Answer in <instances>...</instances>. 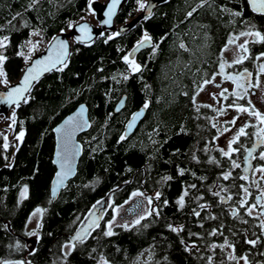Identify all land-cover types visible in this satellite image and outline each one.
Listing matches in <instances>:
<instances>
[{
	"label": "trees",
	"instance_id": "trees-1",
	"mask_svg": "<svg viewBox=\"0 0 264 264\" xmlns=\"http://www.w3.org/2000/svg\"><path fill=\"white\" fill-rule=\"evenodd\" d=\"M199 2L164 0L150 19L139 20L130 30L107 43L105 39L111 35L108 31L90 44L74 43L68 67L63 72L53 70L45 75L32 89L34 99L15 108V131L24 130L25 136L18 151L13 146L5 150L0 139V261L12 258L23 260L24 264H61V245L97 201L109 194L115 207L129 199L134 191L150 196L161 191V201L153 203L154 207L162 208L159 218L147 217L129 230L115 226L116 234L105 237V222L113 214L112 208H108L100 228L92 232V237L98 239L90 237L78 245L67 258V264H98L100 255L110 264H134L145 251L151 254L149 264H207L209 255L214 257L213 264H234L227 260V249L217 248L213 253L208 248L211 243H223L225 237L236 244L235 255L248 253L251 264L264 262V255H260L264 253V237L254 248L244 242L245 238H256L253 232L260 236L259 221L246 216L243 210L241 215L248 224L233 219L230 210L238 197L228 204H220L209 191L221 180L218 179L220 172L228 170L229 164L220 153L216 155L221 161L218 167L208 163L206 154L194 151L204 146L201 137L209 128L213 110L202 106L208 104L192 102L197 85L207 78L205 74L210 76L216 71L229 36L244 27V20L264 31V16L253 13L247 0H210L211 7L205 5L188 17L187 13ZM30 3L31 0H0V28L3 29L0 36L10 38L5 52L9 59L4 67L11 83L19 79L25 68L24 58L16 53L30 39L33 30L39 31L49 43L58 33L69 30L71 23L83 19L89 9V0H39L29 8ZM222 7L242 9L244 15L232 17L221 11ZM137 9L136 0H127L116 17L117 24L124 25L138 17ZM16 14L20 15L13 20ZM25 21L27 27L23 26ZM145 30L159 48L154 55L151 47L139 51L135 59L144 67L142 72L132 74L122 58ZM181 43L187 51L179 47ZM250 48L256 54L264 52L261 44H250ZM122 73L129 79L124 80ZM123 95L127 98L125 107L116 113L115 106ZM146 101L149 107L135 132L120 141L131 116ZM80 103L89 108L91 127L79 136L83 151L77 175L52 201L50 187L56 173L53 129ZM196 106H200L199 112ZM193 155L199 162L193 160ZM178 168L185 169L183 176L178 174ZM167 175L173 179L165 184L161 178ZM239 175L240 172H235L233 177ZM242 183L245 182L238 178L230 179L226 186L235 193L238 189L232 185ZM192 184L197 188L190 190L185 208L178 210L176 199L184 187ZM24 186L28 187L27 198L20 199ZM198 196H203L199 203L210 205L201 211L199 218L192 215V209L197 208L194 198ZM164 199L169 202L167 207L163 206ZM37 208L45 211L39 239L30 245L26 225ZM209 215H216L218 219H207ZM169 222L183 224L185 232L180 236L187 243L195 241L199 251H186L180 237L167 230ZM221 224L224 235H208ZM188 231L202 234L203 239L189 238Z\"/></svg>",
	"mask_w": 264,
	"mask_h": 264
},
{
	"label": "snow or ice",
	"instance_id": "snow-or-ice-1",
	"mask_svg": "<svg viewBox=\"0 0 264 264\" xmlns=\"http://www.w3.org/2000/svg\"><path fill=\"white\" fill-rule=\"evenodd\" d=\"M121 2V0H112L111 4L108 6V11L106 15L108 19L102 21V25H110L111 18L114 13V9ZM138 5V11H143L145 13L143 19L148 20L151 18L153 12L152 9L157 5L152 3L151 0L146 2V0H136ZM39 0H31L29 8L38 4ZM95 3V0H89V9L92 8V4ZM248 7L251 11L259 16H264V0H247ZM207 5L211 7L210 0H200L199 4L196 8H193L192 11L187 13L188 17H191L195 11L199 8H203ZM94 11V10H93ZM221 11L229 13L232 17H242L244 15L243 10H232L227 7H222ZM20 14H16L12 17L13 20L17 19ZM235 23V21H232ZM10 23V22H9ZM244 27L238 32L232 33L228 40L226 41L224 47L221 50V55L218 63V71L214 72L211 76H205L200 85H197V90L195 95L192 97V102L195 105L196 99L195 97L200 94V92L204 91L205 86L209 84H213L217 88H221L219 93H213L212 98L217 100L219 103L218 97H222L224 101H228L229 98H232V102L228 103L226 107L214 108L212 105H202L203 107L212 108L214 112H217L219 115H224L228 109H233L238 115L233 117L230 121H226L227 124L232 125V127L236 128V131L233 135L226 139V143L224 147H217L216 151L220 153V156L226 158L229 164L228 170L222 171L218 179H222L223 181H228L230 179L235 180L236 178L247 181L249 184L246 186L245 184L235 185L232 187L238 189L237 192L232 193L229 187H225L223 185H214L213 187H218V190L209 189L211 194L218 198L220 204H228L230 201L234 199V197H238L236 199L235 204L232 206L230 210V215L233 219H238L243 224H248L249 221L244 219L241 215V210L244 211V214L248 217H252L259 221L257 225L261 229L260 236H257L255 232L252 235L256 238H245L244 242L248 245H251L253 248L256 247L258 243L261 242V237H264V112H261L256 105L253 103L251 96L255 95V90H259L261 92V96L259 100L261 103H264V83L261 82L260 76L264 75V62L258 64V74L256 76L255 81H253V73L248 70V68H243L242 70H237L234 72H228L227 69H235L238 65H243L245 61L252 60L255 62H260L264 60V52H260L259 54L253 56L249 45L250 44H261L264 45V31H261L257 26L251 23L248 20L243 21ZM24 27H27V21L24 22ZM69 27H76L74 24H70ZM3 29L0 28V31ZM79 30L83 32L89 40L91 37V28L87 24L79 25ZM124 31L119 30L114 34L107 36L105 39V43L108 40L115 38L116 36L121 35V32ZM41 33L37 30H33L30 35L39 36ZM100 35H103L101 33ZM242 38H244L242 40ZM76 42L80 43L82 38L76 37ZM55 43L48 49V55L40 58L33 59V53L37 49L39 45V41L33 43L31 39H28L24 42V44L19 46V50L16 55L19 57H23L25 63L28 64V67L24 70V74L17 85H11L8 79V73L5 70V63L9 59V57L5 54L7 48L10 44L9 36L5 35L0 37V84H2L8 91L2 95H0V103H6L9 106H15V108H20L21 104H28L34 97L31 95L32 89L34 87V82H38L40 77H42L46 72H52L53 70L57 72H63L69 64L70 53L68 51L69 44L67 41L58 39L53 37ZM242 41V42H241ZM145 47H151L153 49V55L155 54V50L159 48L158 43L153 42L152 36L145 30L143 32L142 38L136 43L133 49L123 56V62L128 66V71L132 74L140 73L143 70L141 64L137 63L135 59V55L138 51ZM181 49L188 50L186 45L181 43L179 45ZM25 48L28 49L27 53L25 52ZM78 51V49H77ZM233 52V58L229 61L224 58L223 53L225 52ZM124 80L129 79L128 75L121 74ZM217 76H221L223 81L231 82L234 85L233 90H229L227 87H222L220 83L217 82ZM115 79V76L113 77ZM187 95V93H184ZM245 101V103L241 104L239 101ZM124 106V100L122 99L120 102V106L116 109V111H120V109ZM149 107V102H145L143 108L135 113L132 117V120L129 122L127 127L130 129L134 126L136 120L143 116L144 110ZM200 106H196V111L199 112ZM88 109L85 105H80L77 112L69 116L63 124L53 129V131L57 134V148L55 152V159L53 163L58 166V171L55 174V179L53 181V187L51 189V197L55 199L57 194L61 188H66V181L76 174V161L78 157L81 155L83 151V145L80 144L76 140V136L78 133L85 131L86 129L91 127V122L87 116ZM251 117L253 120H244L241 122L239 127H236L237 120L240 119V116ZM6 119L10 120L9 128L14 130V126L17 123V117L15 111L12 112L11 116L6 117ZM21 124L23 121L20 122ZM212 127H217L215 123L212 124ZM252 128L253 131L249 132L248 129ZM220 131V135H224V133L231 132L232 128L225 127L223 129H218ZM181 132H184L183 127H181ZM128 132H125L120 136V141H123L127 138ZM0 136H3L5 141L3 147L5 150L8 149V137L3 133H0ZM25 136V131L21 130L16 134V140L19 142L23 141ZM245 138L251 146H248V143L242 141L241 138ZM214 139L218 140L219 136L214 137ZM155 143V141H153ZM17 151L19 150V145L16 146ZM259 149V155H254L257 153ZM95 151V149H93ZM205 153H207L208 149H204ZM242 155V160L239 157ZM236 156L237 158H234ZM193 160L199 162L198 158L193 155ZM7 160L8 157L5 156ZM258 160L261 163L257 165H253L252 161ZM208 163L216 164L218 167L221 166V161L218 160L215 156L209 158ZM11 167V165H8ZM242 169L243 174L238 177H233V170ZM249 173H252L253 176L255 174H259L258 179H251L249 177ZM178 174L183 176L185 174V169L178 168ZM194 175V174H193ZM173 179L172 176L167 175L161 178L163 183H167ZM200 179H206V177H201ZM255 185L258 189L259 194L254 197L255 202L249 203L250 199H253V193L250 191V187ZM89 185H85L88 187ZM197 185L192 184L182 189L181 194L176 199L175 203L177 205L178 210H183L186 206V198L190 197V190L196 189ZM28 187L24 186L21 192L22 198H27ZM224 193L225 195H222ZM132 197L141 196L147 201L149 206L153 205L154 201H161L162 192L157 191L154 196H146L144 192L134 191L131 194ZM194 200L197 202V208L192 209V215L199 218L201 216V211L210 207V205L205 203H199L200 200H203V196L195 197ZM51 203V200L49 201ZM114 203V202H113ZM127 203V201H126ZM163 206H168V200L164 199L162 201ZM97 205H101L100 208ZM105 202L103 200H99L96 204L92 205V209H90L87 214L84 216V221H81L80 227L78 230L72 235L66 242L61 245V264H67V258L72 255L73 252L76 251L78 245H83L90 237H92V232L96 229L100 228V221L103 219L104 211L103 206ZM107 207L112 208L114 212V216L111 220L105 222V230L103 231V235L105 237H111L116 233L113 231V225L116 224V217L119 216L120 208L122 205H117L113 207V204H107ZM139 207V205H138ZM254 210H258L254 215ZM45 209L37 208L33 212V216L37 213L43 214ZM162 208L157 205L156 207H147L144 212L137 216V218L129 225L127 222L117 224V227H122L126 230H129L130 227H135L136 225H140L141 222L147 217L155 216L159 218L161 215ZM99 213V215H97ZM207 219L216 220L218 217L216 215H209ZM77 220H80V217H77ZM31 222V219L29 220ZM148 225H144L147 227ZM203 228V223L199 225ZM7 228V225H4ZM167 230L176 234L180 237V243L184 246L186 251L191 252L193 249L199 251V246L195 241L191 243H187L183 237L180 236L181 233L185 232V226L183 224L174 225L169 222L167 225ZM224 225L221 224L218 228L212 229L208 235L209 236H217L224 235L223 233ZM30 236H37L38 233L36 231L28 233ZM189 238L195 236L197 239H203L202 234L193 233L191 231L187 232ZM236 235V233H233ZM93 239H98V237H92ZM17 248L20 247L19 242H17ZM208 248L214 253L217 248L224 251L225 249H229L227 253V260L234 261L235 264H240V261H243L244 264H251L249 261V254L245 253L240 256L235 255L236 252V244L229 242L227 237H225L223 243H211L208 245ZM91 252H96V249H91ZM260 255H264V253H260ZM165 259H167L165 257ZM207 264H213L214 257L212 255L207 256ZM0 264H11V262L0 261ZM17 264H24L23 261L17 262ZM30 264V262H29ZM98 264H110V262L103 256L100 255ZM223 264V262H221ZM264 264V262H261Z\"/></svg>",
	"mask_w": 264,
	"mask_h": 264
},
{
	"label": "rangeland",
	"instance_id": "rangeland-1",
	"mask_svg": "<svg viewBox=\"0 0 264 264\" xmlns=\"http://www.w3.org/2000/svg\"><path fill=\"white\" fill-rule=\"evenodd\" d=\"M147 1L148 0H146V2ZM106 2H107V0H95V3L92 4V8L88 9L87 14L83 17V19H81L79 21H88L93 26L98 28L100 26V24L98 23V15H99V11H100L99 7H100V5H104ZM139 12H142V11H139ZM79 21L73 22L71 24H75V23H77ZM119 27H121V26L118 25L117 23H115V27L111 31H108V32L112 35V34H114L116 32V29L119 28ZM0 37H3V36H0ZM30 39L33 41V43L39 41V45H38L37 49L35 50V52L33 53V59H34L39 53L44 51V48L48 44V41H45L40 35L39 36L31 35ZM243 39L244 38H242V40ZM71 41H73V39H71ZM27 51H28V49L25 48V52L26 53H27ZM223 56L226 57L227 59L231 60L233 58V52L232 51L225 52V53H223ZM26 65H28V64L25 63V66ZM219 80L220 79L217 77V82H219ZM261 80L264 83V78H261ZM10 84H11V81H10ZM222 87H227V88H229L230 91L232 89V86H230L227 83L224 84ZM3 89H6V88L2 84H0V90H3ZM220 91H221V88H217L213 84H209V85L205 86L203 92H200V94L197 95L196 103L198 105L199 104L212 105L215 108L226 107L228 103L232 102V99H229L228 103H227V101H224L222 97H218V100H219V103H218L217 100H214L212 98V94L213 93H219ZM260 96H261V92L259 91L258 92V96L255 97L253 100L256 102V107L261 112H264V103H261L259 99L257 101V98H259ZM13 111H15V107H13L8 112H3L2 110H0V133H3L4 135H6L8 137L9 147L13 146L14 148H16V146L19 145L20 142L17 141L15 137H16V134L19 131H21V130L16 132L15 131V126H14V130L10 129L9 128V124L11 123V121L6 119V117L11 116ZM237 115L238 114L233 109H228L227 112L224 115H220V117L218 118L219 122L217 121L218 123L217 122H213V123H217L216 124L217 126L218 125H220V126L222 125L223 128H225V127L232 128L231 132L224 133V135H220V132H217V136H219V139L217 140V144H216L217 146L216 147H224L225 143H226V139L231 137L233 135V133L236 131L235 127H232V125H230V124L227 125L225 123H226V121H230L231 119H233V117H235ZM246 119L247 120H251L250 117H246V116L241 115L240 119L237 120L236 127H239L241 122H242V120L244 121ZM213 120H215V119H213ZM0 139L2 140L3 145H4L5 141L3 139V136H0ZM206 148L208 149V151H210V149L208 147H206ZM208 151H207V153H205L207 156L209 155ZM249 177H250V180L251 179H258L259 178V174L257 173V174H255V176H253V174L251 173V174H249ZM244 182H245L244 184L246 186L249 184V182H247V181H244ZM262 183H264V182H262ZM214 185H223V186L227 187L226 186L227 185L226 181H223L222 179L220 181H218L217 183H215ZM212 189L213 190H218V187H212ZM22 190H21V192H22ZM250 191L253 193V199H250L249 203H254V197L259 194V191L255 187V185H252L250 187ZM156 192L152 193L151 196H154ZM145 195L146 196H150V194H147V193H145ZM222 195H225V194L222 193ZM20 199H23L21 197V193H20ZM103 201H104V199H103ZM105 201H107L108 204L112 203V200L110 198H108ZM126 201H127V203H126ZM126 201L121 204L122 207L120 208L119 216L116 217V224L113 225V228L117 224H121V223H124V222H127L129 225H131L132 222L137 218V216L142 214L147 207H154L153 205L149 206L147 204V201L144 199V197H141V196H137V197L130 196V198L127 199ZM138 205H139V207H138ZM257 211L258 210H254V215L256 214ZM32 214L29 217L27 225H26V233L28 235V233L36 231L38 233V235L37 236L28 235L27 236V242H29L30 245L33 244L35 241H37L39 239L41 220H42V215H43V214L41 215V213H37L35 216H33ZM113 216H114V212L112 214L111 219L113 218ZM30 219H31V222H29ZM227 251H230V250L227 249ZM151 260H152L151 254L149 252L145 251L144 253H141L138 256V258L135 260L134 264H149V262H151ZM1 261H7V262H11V264H17V262H20V261H23V260L12 259V258H4ZM234 264H235V262H234ZM240 264H244V262L240 261Z\"/></svg>",
	"mask_w": 264,
	"mask_h": 264
},
{
	"label": "water",
	"instance_id": "water-1",
	"mask_svg": "<svg viewBox=\"0 0 264 264\" xmlns=\"http://www.w3.org/2000/svg\"><path fill=\"white\" fill-rule=\"evenodd\" d=\"M126 1L127 0H121V2L116 6V8L114 9V13H113V15H112V18H111V23H110V25H102V21L103 20H106V19H108V16L106 15V13H107V11H108V6L111 4V2H112V0H107V2L104 4V5H100V7H99V9H100V11H99V15H98V23L100 24V26L97 28V27H95V26H93L91 23H89L88 21H79V22H77V23H75L74 25H76V27H70V29L69 30H66V31H63V32H61V33H58L57 35H55L54 37H56V38H58V39H62V40H65V41H67L68 42V44H69V49H68V51H69V53H70V56H71V52H72V47H73V44L74 43H77L76 42V37H81L82 38V40H81V42L80 43H78V44H90V43H92V42H94L99 36H101L100 34L101 33H103L104 31L105 32H107V31H111L114 27H115V23H117L116 22V17H117V15L119 14V12H120V10H121V8L123 7V5L126 3ZM147 2H149V0L147 1ZM151 2L152 3H155L157 6L159 5V4H161L162 2H164V0H151ZM156 6V7H157ZM156 7H154L153 9H152V12L155 10V8ZM144 15H145V13L142 11V12H140L139 13V15H138V17H136L135 19H133L132 21H130L129 23H127V24H124V25H120L121 27H119V28H117L116 29V31H119V30H124V31H122L121 33H125V32H127L128 30H130L135 24H137L138 22H139V20H144L143 19V17H144ZM81 24H87V25H89L90 26V28H91V37H92V39L91 40H89L88 38H87V36L83 33V32H81L80 30H79V25H81ZM104 32V33H105ZM103 33V34H104ZM71 39H73V41H71ZM55 43V41L53 40V38L49 41V43L46 45V47L44 48V51H42L41 53H39L35 58H34V60L35 59H40V58H42V57H44V56H46V55H48V49L53 45ZM145 48H147V47H145ZM145 48H143V49H145ZM142 50V49H141ZM140 50V51H141ZM139 52V51H138ZM137 52V53H138ZM136 53V54H137ZM136 56V55H135ZM28 67V65H26L25 66V68H24V70L26 69ZM24 70H23V72H22V74H21V76H20V78L16 81V82H13V83H11V85H17L19 82H20V80H21V78H22V76H23V74H24ZM227 71H228V69H227ZM250 71V70H249ZM230 72H232V71H230ZM252 72V71H251ZM48 73H50V72H46L42 77H40V79L39 80H41L45 75H47ZM253 73V72H252ZM252 79H253V77H252ZM37 82H34V85L36 84ZM233 88H234V85H233ZM8 91V89L6 88V89H3V90H0V95H2V94H4V93H6ZM124 100V106L120 109V111H122L123 109H124V107H125V104H126V95H123L122 97H121V99L118 101V103L116 104V106H115V109H114V111L116 112V113H119L120 111H116V109L120 106V102H121V100ZM80 105H85L86 107H87V109H88V112H87V116H88V118H89V108H88V106H87V104H85V103H80L71 113H69L67 116H65L54 128H56V127H58V126H60L61 124H63V122L69 117V116H72V115H74L76 112H77V110L79 109V107H80ZM13 107H15V106H9L8 104H6V103H0V110H2L3 112H8L9 110H11ZM142 109V108H141ZM141 109H139L138 111H136V112H134L133 113V115L135 114V113H137V112H139ZM145 113H146V110H144V114H143V116H141L140 118H138L137 120H136V122H135V124H134V126L132 127V128H128L127 127V125L129 124V122L132 120V117H133V115L131 116V118H130V120L128 121V123H127V125H126V129H125V132H128L129 134H128V136L129 135H131V134H133L134 132H135V130H136V128L138 127V125H139V123L142 121V119L144 118V115H145ZM89 120H90V118H89ZM90 128H88V129H86L85 131H82V132H80V133H78L77 134V136H76V140L80 143V144H82L81 142H80V140H79V136L80 135H82L83 133H85V132H87L88 130H89ZM54 134H55V149H54V154H53V160L55 159V152H56V148H57V134L54 132ZM259 150V149H258ZM81 156H82V153H81V155L78 157V159H77V161H76V174L74 175V176H72V177H70L67 181H66V183H68L71 179H73L76 175H77V171H78V165H79V162H80V159H81ZM252 163H253V161H252ZM54 164V163H53ZM55 165V168H56V172L59 170L58 169V166L56 165V164H54ZM253 165H254V163H253ZM56 174V173H55ZM250 174V173H249ZM54 179H55V176H54V178H53V181H54ZM53 181H52V184H51V187H50V196H51V189H52V187H53ZM63 190V188H61L60 190H59V192H58V194H57V197L55 198V199H53L52 197H51V199H52V201H55L58 197H59V195H60V193H61V191ZM109 194L104 198V202H105V205L103 206V211H104V213L106 212V210L108 209V207H107V201H105V200H107L108 198H109ZM97 207L98 208H100L101 207V205L99 206V205H97ZM97 215H99V213H97ZM105 215V214H104ZM103 218H104V216H103ZM103 221V219L100 221V224H101V222ZM84 223H87V221H84ZM78 230V229H77ZM76 230V231H77ZM75 231V232H76ZM74 232V233H75ZM74 233H72V234H70L69 236H68V238H70L72 235H74ZM256 264H261V262H258V263H256Z\"/></svg>",
	"mask_w": 264,
	"mask_h": 264
},
{
	"label": "flooded vegetation",
	"instance_id": "flooded-vegetation-1",
	"mask_svg": "<svg viewBox=\"0 0 264 264\" xmlns=\"http://www.w3.org/2000/svg\"><path fill=\"white\" fill-rule=\"evenodd\" d=\"M249 48H250V45H249ZM250 51H251V53H252V55L253 56H255V55H257L256 53H254L253 51H252V49L250 48ZM225 59H227L226 57H224ZM227 60H229V59H227ZM230 61V60H229ZM261 62H264V60H262V61H260L259 63H261ZM258 62H253L252 60H248V61H245V63L243 64V65H238V66H236V68L235 69H228V72H230V71H232V72H234V71H237V70H242L243 68H248V70H250V71H252L253 72V81H255V79H256V76H257V74H258V64H259ZM218 71V65H217V67H216V71L215 72H217ZM211 76V75H210ZM220 80H219V82L218 83H220L222 86L224 85V84H229L230 86H232V89L231 90H233V85L231 84V82H226V81H223V78L221 77V76H217ZM261 78H264V75H261L260 76V80H261ZM261 82L263 83V81L261 80ZM253 91H255V95H252L251 96V99H252V101H253V103L256 105V102L253 100L255 97H257L258 96V92H259V90H253ZM229 99H232L231 97L229 98ZM258 99L259 98H257V101H258ZM227 103H228V101H227ZM239 103H241V104H243V103H245V101H239ZM215 108V107H214ZM220 117V115L217 113V112H212V114H211V116H210V119H209V122H208V126H209V128L208 129H206L205 131H204V137H201L202 139H201V141L202 142H204V146L203 147H198V148H195L194 149V151L195 152H197V150H198V152H202L203 154H205V151H204V149L206 148V147H208L209 149H210V151H208V156H207V160H209V158L210 157H212V156H215L218 160H220L216 155H217V153L219 154V152L218 151H216V144H217V140L216 139H214V137H216L217 136V132H220L218 129H223V127H222V125L220 126V125H218L217 127H212V124H213V122H219V118ZM213 119H215V120H213ZM250 119L251 120H253V118H251L250 117ZM243 121V120H242ZM217 122V123H218ZM217 123H215V124H217ZM225 124H227V123H225ZM228 125V124H227ZM248 131L249 132H252L253 131V129L252 128H249L248 129ZM200 134L201 135H203V132H200ZM242 139V141H244L245 143H248V146L250 147L251 146V143H249L245 138H241ZM197 144H199V140H198V142H197ZM254 155H259V150L257 151V153H255ZM234 158H236V156H234ZM239 159H241L242 160V155L239 157ZM253 163H254V166L255 165H257L258 163H260L258 160H253ZM217 172H219V171H217ZM235 172H240V174L242 175V169H235V170H233V174L235 173ZM221 173V172H220ZM251 174V173H250ZM220 176V175H219ZM215 183H217V182H215ZM214 183V184H215ZM213 184V185H214ZM254 202H255V200H254ZM259 261H256L255 263H253V264H256V263H258ZM260 262H263V261H260Z\"/></svg>",
	"mask_w": 264,
	"mask_h": 264
}]
</instances>
